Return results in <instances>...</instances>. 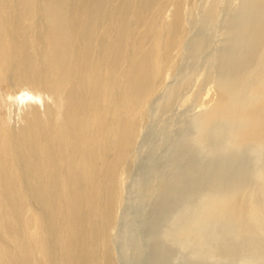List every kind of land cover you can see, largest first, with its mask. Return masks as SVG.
I'll list each match as a JSON object with an SVG mask.
<instances>
[{
	"label": "bare ground",
	"instance_id": "bare-ground-1",
	"mask_svg": "<svg viewBox=\"0 0 264 264\" xmlns=\"http://www.w3.org/2000/svg\"><path fill=\"white\" fill-rule=\"evenodd\" d=\"M158 99L202 102L151 176L153 220L180 206L149 264H264V0H0V264L118 263Z\"/></svg>",
	"mask_w": 264,
	"mask_h": 264
},
{
	"label": "rangeland",
	"instance_id": "rangeland-1",
	"mask_svg": "<svg viewBox=\"0 0 264 264\" xmlns=\"http://www.w3.org/2000/svg\"><path fill=\"white\" fill-rule=\"evenodd\" d=\"M231 12H233V10ZM195 30H197V29H195ZM197 32L198 31H195V33H197ZM216 37H215V39H213L214 37L211 39L212 44L210 47H212V46L214 47L218 43V38H216ZM215 40H216V42H215ZM210 47H206V49L209 48V50H210L211 49ZM213 47H212V50H213ZM206 49L203 51V53H206V55L203 53L201 54V57L203 60H204V57H206L210 52H212V51H209L208 49L207 50ZM185 63L186 64H184V66L186 67L189 63H187V60ZM172 80H174V79H171L170 83H172ZM159 102H160L159 99H158V101L156 100L155 106H157V107L155 108V106L153 105L151 113H150L151 117L149 116V119L146 122L147 126L145 125L144 128L142 129V132L140 134V139H138V144H137L138 145L137 152H136L137 156L135 158L137 160L136 161L137 163L133 162V165H131L132 168L130 167L131 171L130 170H129L130 172L128 171L129 175L127 174V177L125 179L124 186H126V187L124 188L125 190L123 191L124 202L122 203V205L119 209V211H120L119 215L121 213V216H120L121 224L118 227H120L121 229L118 228V233L120 234V232L123 230L124 226H126L125 224H128L129 233H131L129 235L131 238L129 241V247L126 246V247H124L123 250L120 248V246L118 247V244H116L115 260H116V262H118L117 264H120V263L121 264H149L150 263L149 257L151 256V254L153 253V251L156 248L154 240L157 237L155 238L153 236H158L163 231V228L168 226L172 215L175 213V211L180 206L179 202H177L178 203L177 204L176 201L174 202V200L168 202L165 206L166 209L170 208V209H167V211L169 210L168 214H167V212H165L166 209L164 208L163 211H161L162 214L157 216L154 219L156 223H152L154 221L152 216L154 215V212H155V203L153 202V201H155V198L153 196V193L156 192L157 187L155 188L156 185L154 183H152L153 186L151 185V182L153 180V178L151 176L157 174L158 172L161 171V169H163V166L165 165L166 161L169 159V156L167 157L166 155L167 154L169 155V153L171 152V150H170L171 147H173L176 139L180 136V133L183 130V128L181 129V127H183L185 125V123H186L185 121L188 120V116L190 118V116H192L196 112V110L198 108L197 106L202 101H199V99H196L194 102L189 103L187 105L188 107L184 106L185 108L183 106L181 107V105L176 103V105L172 108V110L169 113L168 112L167 113L162 112L160 110V106L158 107V105L160 104ZM195 106H196V108H195ZM170 114H172V115H170ZM165 116H167L168 118ZM172 129L175 131H173ZM170 131H172V132H170ZM169 133H170V135H169ZM143 138H145V139H143ZM157 154H159V155H157ZM128 178L130 180H128ZM134 189L136 191H134ZM136 193H137V195H134ZM138 195H140V196L138 197ZM125 198H126V202H125ZM132 202H134V203H132ZM172 206L175 208H173ZM123 211L125 212V214ZM122 212H123V214H122ZM164 213L167 214V218H168V216L170 218L167 219L166 214H164ZM162 216L164 217L165 220L162 218ZM122 217H124V218H122ZM160 218L162 220H160ZM124 219H125V221H124ZM149 219H151L153 221H151L149 223ZM134 220H135V222H134ZM157 221L159 222L158 225H157V223H158ZM164 221H166V222H164ZM164 223H167V224L164 225ZM155 224L158 227L160 225L159 229L156 226H154ZM161 224L164 225L165 227L164 226L161 227L162 226ZM152 225L154 227H152ZM148 226H151V227H148ZM132 239H133V241H132ZM151 240H153V241H151ZM148 244H150L149 245L151 247L150 249H148V247H149ZM178 261L179 260H177V263L179 264L180 262H178ZM174 263L176 264V262H174Z\"/></svg>",
	"mask_w": 264,
	"mask_h": 264
}]
</instances>
